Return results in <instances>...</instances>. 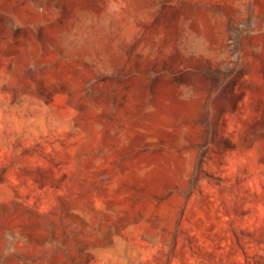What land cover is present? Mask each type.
<instances>
[{"label": "rangeland", "instance_id": "1", "mask_svg": "<svg viewBox=\"0 0 264 264\" xmlns=\"http://www.w3.org/2000/svg\"><path fill=\"white\" fill-rule=\"evenodd\" d=\"M0 264H264V0H0Z\"/></svg>", "mask_w": 264, "mask_h": 264}]
</instances>
